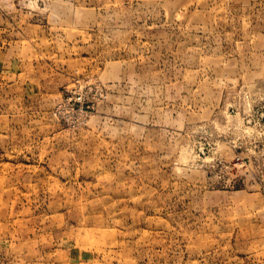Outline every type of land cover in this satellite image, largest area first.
Masks as SVG:
<instances>
[{
	"label": "rangeland",
	"instance_id": "obj_1",
	"mask_svg": "<svg viewBox=\"0 0 264 264\" xmlns=\"http://www.w3.org/2000/svg\"><path fill=\"white\" fill-rule=\"evenodd\" d=\"M0 264H264V0H0Z\"/></svg>",
	"mask_w": 264,
	"mask_h": 264
},
{
	"label": "bare ground",
	"instance_id": "obj_2",
	"mask_svg": "<svg viewBox=\"0 0 264 264\" xmlns=\"http://www.w3.org/2000/svg\"><path fill=\"white\" fill-rule=\"evenodd\" d=\"M1 201V200H0Z\"/></svg>",
	"mask_w": 264,
	"mask_h": 264
}]
</instances>
